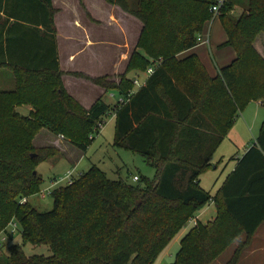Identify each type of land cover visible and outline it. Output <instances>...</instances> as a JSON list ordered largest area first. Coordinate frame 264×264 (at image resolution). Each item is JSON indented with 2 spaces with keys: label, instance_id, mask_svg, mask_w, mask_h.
<instances>
[{
  "label": "trees",
  "instance_id": "1",
  "mask_svg": "<svg viewBox=\"0 0 264 264\" xmlns=\"http://www.w3.org/2000/svg\"><path fill=\"white\" fill-rule=\"evenodd\" d=\"M102 1L142 25L125 74L153 72L134 93L125 74L118 83L88 78L105 92H118L121 101L109 107L97 100L86 111L61 82L51 0H0V69L9 70L13 84L0 89V235L13 221L21 241L7 247L0 261L152 264L211 203L213 220L189 228L171 264H213L243 235L245 243L226 263L238 264L241 250L264 223V120L255 144L214 196L200 188L199 178L212 168L211 158L236 114L250 102L260 101L264 108V60L252 46L264 35V0H227L220 9L226 36L220 47L231 48L235 57L214 76L195 55L176 57L196 46L214 0ZM234 7L242 10L237 19L230 16ZM20 107L32 111L24 117L16 112ZM110 115L112 146L141 156L154 168V180L137 177L129 185L108 180L91 166L70 186L51 192L50 211L32 208L28 199L39 195L42 184L36 167L57 154L33 148L38 131L61 136L84 152L93 141L90 133L96 135ZM26 245L46 246L50 256H26Z\"/></svg>",
  "mask_w": 264,
  "mask_h": 264
},
{
  "label": "crops",
  "instance_id": "2",
  "mask_svg": "<svg viewBox=\"0 0 264 264\" xmlns=\"http://www.w3.org/2000/svg\"><path fill=\"white\" fill-rule=\"evenodd\" d=\"M91 2L101 5V9L106 12L105 18L99 17L97 14L98 10L91 5ZM51 4L55 11L53 24L56 31L57 61L59 70L62 73L61 82L65 92L86 111L97 100H100L109 107H113L121 100L118 92L117 96L111 94V92H105L102 88L92 84L88 78H106L110 82L118 83L119 77L123 76L126 72L130 56L136 50L135 46L141 32L140 22L119 8L110 6L102 0H51ZM241 13L242 10L240 8L234 7L230 16L237 19ZM18 23L29 27L27 24ZM12 24L13 20H10L9 25ZM201 34L208 35V45H197L177 56L179 57L178 59H182L189 55H195L206 72L210 76H214L215 69L228 65L234 59L235 53L229 47H220L226 41V36L218 19L212 21L211 24L207 22ZM252 46L259 56L264 58V35H259ZM88 55L93 62L101 64L100 74L88 75ZM0 73L6 74V79H8V82L0 80V89L12 88L9 70L0 69ZM130 74H125V76L130 78L128 77ZM141 75L142 77H140L139 73L134 74L130 78L134 86L133 93L143 87L145 80L149 77L146 71L141 73ZM90 90L96 92L97 96H93V98L88 100V91ZM106 94L111 99L108 102L102 101V98ZM16 110H22L24 117L32 111L29 107H21ZM239 114L253 125L252 137L251 140H245L241 134L236 133L234 126L237 122L234 121L235 124L224 140H230L234 147H237V153L241 154L233 157L234 160L231 167L224 174L226 175L225 178L234 169L236 161L241 158L248 148L255 144L260 125L264 120V108L260 101L250 102L244 111ZM111 118L112 120L114 119L113 117ZM40 134L34 139V144L36 142L39 143L37 139L40 137ZM53 140L55 141L54 144L56 145L57 152L59 150L58 155L67 154L70 157L74 155V147L69 146L66 142L60 145L58 138ZM50 145L52 147V142H50ZM40 147H43L42 144H40ZM222 159L218 158L215 164L221 163ZM211 164L212 168L210 170H216L217 167L212 162V158ZM225 178H223L222 182ZM204 214V210L200 212L198 221ZM245 241L246 238L243 235L238 238V242L232 245V255L238 248L239 243H245ZM1 248L0 260L5 256ZM238 264H264V223L260 224L241 250Z\"/></svg>",
  "mask_w": 264,
  "mask_h": 264
},
{
  "label": "rangeland",
  "instance_id": "3",
  "mask_svg": "<svg viewBox=\"0 0 264 264\" xmlns=\"http://www.w3.org/2000/svg\"><path fill=\"white\" fill-rule=\"evenodd\" d=\"M91 5H93V7H95L98 10L97 14L99 15L100 18H105L106 12L101 9L100 4L91 2ZM176 57L177 59L179 58L178 56ZM262 59L264 60V58ZM100 69H101V64L93 62L90 56L88 55V75L100 74L99 71ZM133 75L134 74H130L128 75V77L132 78ZM139 75L140 77H142L141 74ZM6 77H7L6 74L0 73L1 81L8 82V79H6ZM3 89H7V88H3ZM111 94L117 96L116 91H112ZM93 96H97L96 92H93L92 90L88 91V100L93 98ZM108 100L111 99L108 97V94H106L105 97L102 98V101L108 102ZM16 112L19 115L24 116L22 110H18V111L16 110ZM103 122L105 125L103 126L102 130L99 131L98 135H95L94 132L90 133V136H93V141L90 143L87 149L84 152H81L75 148L74 150L75 152L72 157L68 156L67 154L58 155L59 150L57 152L56 150L57 148H55L56 145L54 144L55 141L53 139L58 138V140L60 141V145L65 144L64 142L69 144L67 140L63 139L61 136H54L45 129H40L38 131L34 139L40 134L41 131L43 132H41L40 137L37 139L39 143L36 142L34 144L33 142L34 139L32 140L33 148L36 150L49 149L51 151H56L57 153L56 156L40 163L36 167V172L42 179V184L39 187L40 191L47 188L48 181L53 178L60 177L71 170H73L74 172V178H77L79 175L87 172L91 166H95L101 172H103L108 180L111 181L122 180L129 185L135 184L131 179L133 176H136L141 180L143 179H146L148 181L154 180L155 178L154 168L149 166L141 156L129 152L125 149L116 148L112 146L113 138H114V120H112L111 117L107 116L106 118H104ZM235 122H237L236 124L234 123L235 132L241 134V136L245 140H251L253 125L250 122H248L245 117L242 118L239 113L236 114ZM50 142H52V147L50 145ZM40 144H42L43 147H40ZM69 146L71 145L69 144ZM236 149L237 147H234V145L230 140L225 139L219 145L214 156L212 157V162L214 163V165H216L215 163L217 162L218 158H223L221 160V163H218L216 165L217 169L208 170L207 172H205L200 176L199 186L205 192L209 193L210 196H214L216 190L221 185L223 178H225L226 176L224 174H226L229 170L228 168L231 167L232 161L234 160L233 157L238 156V154H241V153H237ZM28 202L32 208H34L40 213L48 212L52 209V200L49 196L36 195L28 199ZM207 209H209V211H207ZM203 210L205 211V214L198 221L201 224H205L208 221L213 220L214 218V208L211 203H208L205 206H203L200 210H198L195 213L194 216L198 218L200 212ZM189 228H190V224L186 223V225L170 241V243L157 256V258L154 260L152 264H171L175 259L176 253L178 252L179 242L181 238L189 230ZM3 237H5V240L4 242H1V238ZM20 244L21 241H20L19 232L13 235V237L10 239L7 238L5 235H0V245L2 247L0 248L2 253H4V255L7 254V247H9L10 245H20ZM232 251H233V246L230 247L227 251H225L213 264H226L232 255ZM23 252L26 256L40 255L46 258L50 256V253L46 246L35 247V246L26 245L23 247ZM0 264H2L1 261Z\"/></svg>",
  "mask_w": 264,
  "mask_h": 264
},
{
  "label": "built area",
  "instance_id": "4",
  "mask_svg": "<svg viewBox=\"0 0 264 264\" xmlns=\"http://www.w3.org/2000/svg\"><path fill=\"white\" fill-rule=\"evenodd\" d=\"M226 1L227 0H214V3L210 6V8L208 10L209 14H210V18H209L208 23L211 24L212 21H214L215 19H218L219 15H220L219 11L222 8V6L226 3ZM208 44H209V37L207 34H204V35L200 34L196 37V46L197 45H208ZM152 72H153L152 68H148L146 71V73L149 76L152 74ZM109 117H113V115H110ZM103 120L97 127L96 135L99 134V131L102 130L103 126L105 125ZM91 138L92 137H90V139ZM77 178H74L73 170L63 174L60 177L53 178L49 181L47 188H45L39 192V195L40 196H49L53 190H55L59 187L70 186ZM131 179L133 182H137L136 176H133ZM20 203L21 204L25 203V199H22L20 201ZM197 222H198V218L195 216L188 221V223L190 224L191 227L195 226L197 224ZM5 230L6 231L2 232L1 235H5L7 238L13 237V235H15L18 232V226L15 222L11 221ZM4 240H5V237L1 238V242H4ZM0 247H1V245H0Z\"/></svg>",
  "mask_w": 264,
  "mask_h": 264
},
{
  "label": "water",
  "instance_id": "5",
  "mask_svg": "<svg viewBox=\"0 0 264 264\" xmlns=\"http://www.w3.org/2000/svg\"><path fill=\"white\" fill-rule=\"evenodd\" d=\"M35 155H31V157H34ZM35 174V173H34Z\"/></svg>",
  "mask_w": 264,
  "mask_h": 264
}]
</instances>
